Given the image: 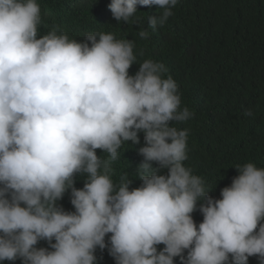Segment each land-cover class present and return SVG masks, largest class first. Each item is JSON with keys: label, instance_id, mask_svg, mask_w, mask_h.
Wrapping results in <instances>:
<instances>
[{"label": "clouds", "instance_id": "clouds-1", "mask_svg": "<svg viewBox=\"0 0 264 264\" xmlns=\"http://www.w3.org/2000/svg\"><path fill=\"white\" fill-rule=\"evenodd\" d=\"M177 2L111 0L108 8L117 22L137 24V5L159 6L155 30ZM40 24L37 0H0V261L96 264V248L108 247L115 264H248L250 256L264 264V167L234 166L221 198L208 196L183 163L188 133L170 122L193 113L181 109L165 65L146 59L129 75L134 41L101 31L78 42L56 29L38 38ZM138 132L142 183L129 190L126 176L114 183L111 165L125 142L140 143ZM76 174H86L83 188ZM68 189L74 211L56 204ZM40 240L52 250L37 248Z\"/></svg>", "mask_w": 264, "mask_h": 264}, {"label": "trees", "instance_id": "trees-1", "mask_svg": "<svg viewBox=\"0 0 264 264\" xmlns=\"http://www.w3.org/2000/svg\"><path fill=\"white\" fill-rule=\"evenodd\" d=\"M110 2L37 0L41 9L38 38L52 29L78 42L89 32H111L118 40L134 41L137 62L128 69L129 75L146 59L164 64V76L170 75L177 83L181 109L187 107L193 113L185 122H170L188 133L183 163L205 181L208 196L221 198V189L239 174L234 166L252 162L264 167V0H178L172 15L155 30L148 26L163 11L159 6L137 5L138 23L133 24L117 22L108 8ZM145 29L147 37L141 38L139 32ZM138 136L140 143L125 142L111 165L114 183L126 176L131 181L129 190L142 183L137 169L144 159L138 153L144 145L143 132ZM96 154L102 160L108 158L100 149ZM150 163L157 167L155 161ZM157 174L167 175L168 169L160 168ZM85 176L76 174L74 187L83 188ZM70 196L68 189L57 206L74 211ZM201 202L197 201L191 214L197 226L203 219ZM110 235L105 236L108 246ZM36 247L49 245L40 240ZM163 247L157 245V250ZM94 255L96 264H115L108 247H97ZM0 264H21V260ZM174 264H181L179 257ZM248 264H259V260L250 256Z\"/></svg>", "mask_w": 264, "mask_h": 264}]
</instances>
